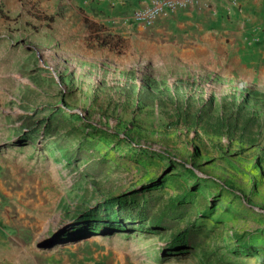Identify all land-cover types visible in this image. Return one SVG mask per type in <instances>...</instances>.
Wrapping results in <instances>:
<instances>
[{"label": "rangeland", "instance_id": "rangeland-1", "mask_svg": "<svg viewBox=\"0 0 264 264\" xmlns=\"http://www.w3.org/2000/svg\"><path fill=\"white\" fill-rule=\"evenodd\" d=\"M57 2L0 0V264H264V55L227 76Z\"/></svg>", "mask_w": 264, "mask_h": 264}, {"label": "crops", "instance_id": "crops-1", "mask_svg": "<svg viewBox=\"0 0 264 264\" xmlns=\"http://www.w3.org/2000/svg\"><path fill=\"white\" fill-rule=\"evenodd\" d=\"M67 1L74 4V10L89 24L138 37L153 50L161 46L184 64L212 66L221 61L227 76L249 71L258 56L264 55V0H238L236 5L227 0H198L146 28L124 19L147 0ZM19 252L15 251L14 259L4 264H22Z\"/></svg>", "mask_w": 264, "mask_h": 264}, {"label": "trees", "instance_id": "trees-1", "mask_svg": "<svg viewBox=\"0 0 264 264\" xmlns=\"http://www.w3.org/2000/svg\"><path fill=\"white\" fill-rule=\"evenodd\" d=\"M211 104V99L208 101ZM233 104V107L235 108H240L239 104L236 103L234 100L231 102ZM60 110L57 108L51 109L50 113L47 116H44L41 118L40 123L44 125L45 128V133L49 135H55L58 131V125L55 123L56 120H58L59 115H61ZM238 124V118L237 116H233V118H227L224 121L219 120V123L217 124L218 128L221 127H227V129H234L237 127ZM176 202L178 204H173L174 202L171 201V205L167 207V210L163 211L162 213H159L157 216H154L151 219V222L153 225L156 226H161L166 223V213L169 212L171 216L176 215V214H181L180 210H183V206L181 203L184 201L181 200V202ZM125 200L123 199V196H116L110 199V201L107 203L106 209H111L110 213H114L115 211L113 210L116 206H120V210L124 208L123 203L125 204ZM111 203L110 205H108ZM136 206V205H135ZM125 209V208H124ZM136 214L140 216H146L147 213H145V209H142V207H137L136 208ZM171 218V217H170ZM196 239H197V232L194 231L192 228H186L177 235L173 237V242L180 244V245H185V246H194L196 244ZM179 245V246H180Z\"/></svg>", "mask_w": 264, "mask_h": 264}, {"label": "built area", "instance_id": "built-area-1", "mask_svg": "<svg viewBox=\"0 0 264 264\" xmlns=\"http://www.w3.org/2000/svg\"><path fill=\"white\" fill-rule=\"evenodd\" d=\"M198 0H147L141 6L133 9L125 17V22H130L136 27H151L161 19H166L173 13H177L196 3ZM236 5L238 0H227Z\"/></svg>", "mask_w": 264, "mask_h": 264}]
</instances>
